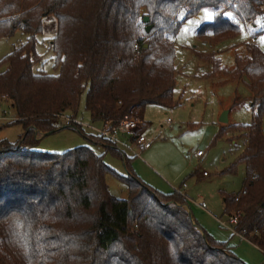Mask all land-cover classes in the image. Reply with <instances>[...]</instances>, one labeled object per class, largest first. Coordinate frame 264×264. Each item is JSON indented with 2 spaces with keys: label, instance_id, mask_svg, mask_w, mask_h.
I'll use <instances>...</instances> for the list:
<instances>
[{
  "label": "trees",
  "instance_id": "1",
  "mask_svg": "<svg viewBox=\"0 0 264 264\" xmlns=\"http://www.w3.org/2000/svg\"><path fill=\"white\" fill-rule=\"evenodd\" d=\"M204 8L214 10L213 21L197 38L211 46L239 35L226 12L264 27V0H0V38L26 37L0 60V103L14 111L8 125L25 129L15 146L0 141V264H244L197 227L184 194L154 192L131 173L128 158L122 176L89 147L62 155L33 150L37 132L57 131L63 114L75 119L83 93L92 124L115 125L133 110L139 120L147 105L176 108L174 40ZM47 20L55 75L33 71ZM195 57L209 66L205 79H245L251 92L250 123L228 127L245 135L225 171L244 167L242 190L223 194L222 203L224 215L236 218L233 231L264 254V52L245 43L231 68L213 53ZM96 138L118 156L114 143ZM106 175L125 185L126 200L109 195Z\"/></svg>",
  "mask_w": 264,
  "mask_h": 264
},
{
  "label": "rangeland",
  "instance_id": "2",
  "mask_svg": "<svg viewBox=\"0 0 264 264\" xmlns=\"http://www.w3.org/2000/svg\"><path fill=\"white\" fill-rule=\"evenodd\" d=\"M184 13L185 10H181L177 14L178 21L183 19ZM141 14H144V10ZM213 16L214 10L201 9L196 16L185 21L174 40L177 107L163 109L156 105L145 106L139 121L147 127L143 135L151 143L148 150H133L130 136L116 134L118 144L116 141L112 143L118 156H114L101 147L103 142L89 137L99 128L91 123L84 109L85 93L80 97L75 119L63 114L74 120L75 125L61 126L59 119L57 131L53 134L40 136L36 133L33 150L42 154L62 155L79 147H89L97 155L103 156L104 163L110 169L122 176L127 175L124 158H128L131 173L154 192L161 195L172 192L184 194L191 220L206 236L225 245L244 264H264L262 252L238 237L230 228L218 223L219 220L227 222L228 219L223 212V194L240 193L244 181V167L241 164L235 167L234 173L225 172L242 153L245 141L243 131L236 132L228 127L250 123L252 95L245 79L229 81L224 76L205 79L203 75L209 71V66L195 57V52L213 53L221 59L225 68H231L232 55L243 44L249 43L251 37L254 39L252 44L264 52V27L259 23L243 24L233 13L226 12V18L237 21L239 35L233 40L211 46L201 42L197 32L205 24L211 23ZM52 22L45 21V31L36 37V52L41 56V62L33 67L34 73L56 74L53 54L49 49V41L54 36ZM25 38L19 31L9 38H0V60L23 43ZM224 111L229 121L227 125L219 122ZM3 113L7 120H0V141L15 146L25 134V129L20 124L8 125L15 119L8 102L0 103V116ZM136 115L137 111H132L128 117L138 120ZM261 123L264 126V114ZM220 134L221 138H216ZM105 183L112 198L127 199L124 184L111 175L105 176ZM201 204L205 206L204 209L199 206Z\"/></svg>",
  "mask_w": 264,
  "mask_h": 264
},
{
  "label": "built area",
  "instance_id": "3",
  "mask_svg": "<svg viewBox=\"0 0 264 264\" xmlns=\"http://www.w3.org/2000/svg\"><path fill=\"white\" fill-rule=\"evenodd\" d=\"M250 34L252 35L253 33ZM250 42L254 43V39L252 37ZM59 119L61 126L70 127L71 124H75L74 120H72L70 117H64L61 115L59 116L58 120ZM0 120H7V118L4 117V113L3 116H0ZM145 128L146 126L139 120L125 117L115 125H110V123L103 124V128L96 130V132L101 138L110 141H116V134L130 136L133 139L134 144L132 149L142 152L148 150L151 146L150 141L146 140V138L142 135V132ZM203 176H206V174H203ZM201 208L204 209V205H202ZM227 218V222L219 220L218 223L220 226L224 228H230L231 231L234 232L233 226L236 223V218L233 215L227 216Z\"/></svg>",
  "mask_w": 264,
  "mask_h": 264
},
{
  "label": "water",
  "instance_id": "4",
  "mask_svg": "<svg viewBox=\"0 0 264 264\" xmlns=\"http://www.w3.org/2000/svg\"><path fill=\"white\" fill-rule=\"evenodd\" d=\"M148 21H149L148 17L144 16L143 19H142V23L145 25L144 32L146 34H148L151 31V29H152V26L148 24ZM144 48H146V45H144ZM219 122L222 123V124H226L227 123V112L224 111L221 114ZM55 131L44 133L43 136H47V135L53 134Z\"/></svg>",
  "mask_w": 264,
  "mask_h": 264
},
{
  "label": "crops",
  "instance_id": "5",
  "mask_svg": "<svg viewBox=\"0 0 264 264\" xmlns=\"http://www.w3.org/2000/svg\"><path fill=\"white\" fill-rule=\"evenodd\" d=\"M134 111V110H133ZM229 123V121H228V117H227V123H226V125ZM97 126H98V128H99V130L101 129V128H103V124H101V123H95ZM147 128V127H146ZM145 128V129H146ZM92 129V128H91ZM145 129L143 130V132H142V135H143V133H144V131H145ZM92 130H94V129H92ZM95 132V134H93V135H90L89 137H97L98 136V134H97V132H96V130L94 131ZM37 133H39V132H37ZM40 134V136L42 135L43 136V134L44 133H39ZM144 136V135H143ZM37 139V138H36ZM108 141H110V140H108ZM131 141H132V143H133V139L131 138ZM110 142H113V141H110ZM116 143H117V141H116ZM118 144V143H117ZM99 146H101V144L99 145ZM101 147H103V145L101 146ZM148 187H150V186H148ZM151 188V187H150ZM185 196V195H184ZM185 199H187L186 198V196H185ZM203 204H201V205H199L200 207L202 206ZM185 208V210L189 213V215H190V212H189V210H188V208L185 206L184 207ZM204 208H205V206H204ZM234 234H235V232H233ZM237 235V234H236ZM238 236V235H237ZM238 237H240V236H238ZM241 238V237H240Z\"/></svg>",
  "mask_w": 264,
  "mask_h": 264
}]
</instances>
